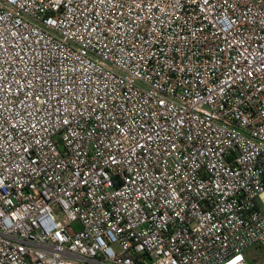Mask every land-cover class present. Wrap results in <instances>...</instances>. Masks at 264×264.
<instances>
[{"label":"built area","instance_id":"obj_1","mask_svg":"<svg viewBox=\"0 0 264 264\" xmlns=\"http://www.w3.org/2000/svg\"><path fill=\"white\" fill-rule=\"evenodd\" d=\"M264 0H0V264H264Z\"/></svg>","mask_w":264,"mask_h":264},{"label":"rangeland","instance_id":"obj_2","mask_svg":"<svg viewBox=\"0 0 264 264\" xmlns=\"http://www.w3.org/2000/svg\"><path fill=\"white\" fill-rule=\"evenodd\" d=\"M246 255L250 262L260 261L264 259V250L254 247L248 250Z\"/></svg>","mask_w":264,"mask_h":264}]
</instances>
